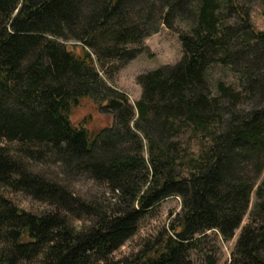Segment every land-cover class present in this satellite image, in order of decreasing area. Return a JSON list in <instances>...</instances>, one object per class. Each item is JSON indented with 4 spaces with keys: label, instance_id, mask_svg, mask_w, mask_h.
<instances>
[{
    "label": "trees",
    "instance_id": "1",
    "mask_svg": "<svg viewBox=\"0 0 264 264\" xmlns=\"http://www.w3.org/2000/svg\"><path fill=\"white\" fill-rule=\"evenodd\" d=\"M163 25L183 57L141 74L132 103L107 79ZM89 101L112 123L76 124ZM185 130L208 140L189 165ZM79 178L109 195L76 193ZM0 185L53 207L30 212L0 191V264H194L196 253L218 264L208 232L231 240L255 188L229 264H264V31L250 9L239 0H0ZM171 196L181 211L114 258Z\"/></svg>",
    "mask_w": 264,
    "mask_h": 264
},
{
    "label": "rangeland",
    "instance_id": "2",
    "mask_svg": "<svg viewBox=\"0 0 264 264\" xmlns=\"http://www.w3.org/2000/svg\"><path fill=\"white\" fill-rule=\"evenodd\" d=\"M240 4L250 9V18L257 30L264 31V0H239ZM71 43H68L70 46ZM147 50L139 54L134 60L130 61L123 67L114 77L113 80L107 79V82L119 90L125 92L132 103H135L142 96V86L138 82V77L155 68L164 65H174L178 63L183 57V47L179 36L174 31L166 26H162L160 31L152 34L144 39L142 44ZM103 76L105 74L103 73ZM214 76L220 77L226 82H231L234 77L231 73L216 74ZM248 105L243 103L240 108H247ZM94 105L89 101L85 102L81 108L76 109L73 113V120L79 124L85 117L94 118L88 126L91 130H99L112 123V117L107 114L99 113L94 110ZM193 138L191 148H188L190 139ZM182 148L183 163L189 165L194 159H197L203 153L205 147L208 146V140L204 136H195L190 131L185 130L180 137ZM45 169V168H44ZM263 177L261 178V180ZM259 180V182L261 181ZM74 191L82 196L92 197L95 194L98 196L106 195L104 186L98 182L90 179L79 178L73 182ZM0 191L9 198L15 205L27 211L34 213H42L53 210L48 203L34 199L32 196L19 192L11 191L9 188L0 185ZM256 188L251 195V203L249 211L245 215L239 229L236 230L235 236L229 240H223L219 235L216 236L214 232L209 231L212 235L211 240H207V248L216 246L219 251V263L229 264L232 259V251L235 247L236 241L240 235L242 228L249 222L250 213L256 202ZM182 200L179 196H171L164 199L152 212H150L140 223L137 233L125 242L118 250L115 251L113 257L121 259L137 252L143 245L146 239L153 235L165 225H168L173 216L181 211ZM77 225H82L83 221H76ZM194 264H206V262L198 255H193ZM20 264H34V262L21 261Z\"/></svg>",
    "mask_w": 264,
    "mask_h": 264
}]
</instances>
